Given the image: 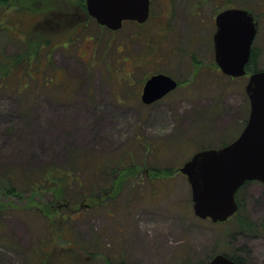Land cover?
<instances>
[{"label":"rangeland","instance_id":"374dc122","mask_svg":"<svg viewBox=\"0 0 264 264\" xmlns=\"http://www.w3.org/2000/svg\"><path fill=\"white\" fill-rule=\"evenodd\" d=\"M24 1L36 7L34 12L0 3V73L5 75L0 79V175L71 167L75 177L67 196L83 197L73 180L82 181L87 196L82 214L72 213L50 233L52 192H0V203L8 207L0 214V264H35L39 256L41 264L64 259L67 264H200L225 252L243 264H264V184L250 181L239 191L237 216L253 224L247 232L235 217L221 224L197 218L191 186L179 171L196 152L236 140L250 114L249 74L231 79L210 67L216 7L205 0L200 23L193 0H153L148 25L128 22L113 32L88 15L85 0ZM244 1L236 0L239 5L253 0ZM45 2L50 14L41 19ZM261 27L254 66L260 70L264 20ZM22 53L13 72L7 63ZM199 61L203 66L196 70ZM155 73H168L181 85L146 105L142 91ZM51 74L58 85H48ZM158 154L177 170L149 181L141 171L153 166ZM118 160L125 163L119 165L122 171L137 164L139 169L126 170L116 201L118 194L105 209L95 206L100 205L93 199L97 191L89 187L93 191L101 183V188ZM93 163L106 168L93 173ZM93 204L91 210L85 207ZM69 245L76 250L66 249Z\"/></svg>","mask_w":264,"mask_h":264},{"label":"water","instance_id":"95a60500","mask_svg":"<svg viewBox=\"0 0 264 264\" xmlns=\"http://www.w3.org/2000/svg\"><path fill=\"white\" fill-rule=\"evenodd\" d=\"M87 12L101 26L118 31L124 22H147L150 0H86ZM215 59L225 75L242 77L251 60V45L257 23L245 10L234 9L217 18ZM178 83L165 74L149 78L143 88L142 101L152 104ZM250 115L240 136L229 145L195 153L180 169L191 186L196 217L212 222H226L238 210L236 193L249 181L264 184V71L253 73L246 85ZM209 264H236L226 255H216Z\"/></svg>","mask_w":264,"mask_h":264},{"label":"trees","instance_id":"16d2710c","mask_svg":"<svg viewBox=\"0 0 264 264\" xmlns=\"http://www.w3.org/2000/svg\"><path fill=\"white\" fill-rule=\"evenodd\" d=\"M84 2V0H82ZM0 3L5 5L6 7H16L18 5L24 7V9L26 8H30V4L26 3L24 0H0ZM48 4H42L43 12L39 11V13H41V19H43V16L45 18V16L50 14V9L49 7H51V5L49 4V2H45ZM36 7L32 6L30 8V10H35ZM22 11H20L21 13ZM34 12V11H33ZM23 13V12H22ZM26 13V12H25ZM45 39V38H44ZM47 41V40H46ZM50 41H47V43H45L46 45H49ZM51 44V43H50ZM49 50V54L50 49ZM48 54V56H49ZM24 53H22V57L21 58H17L16 60H9L7 63V66L13 67V72L16 70V66L15 64H12L14 61H17L18 64L21 65V63L23 62V56ZM256 56L257 54H253L251 61L249 63V65L247 66L248 71L250 72H255L258 71V69H256L255 66V61H256ZM26 59V58H25ZM52 60V58H51ZM50 57H49V62H51ZM4 62L3 57L0 55V63ZM8 74H10V72H7ZM3 74L0 73V79H3L4 76L2 77ZM56 78V77H55ZM54 78V76L51 74V78L49 80V86L53 85H58L57 80ZM224 145V144H223ZM152 145V149H155V146ZM157 157L159 159L155 160L153 163H155L153 166H148L147 170H143L141 171V174H144V177L146 179L149 178V181H153L158 179H164L167 178L169 176H171L172 174L174 175V172L177 170V168H169L167 167V162L164 158L160 157V155L158 154ZM164 159V160H162ZM102 163H100V165L93 163L92 164V171L93 173H95L97 171V169L100 167L101 170H105V166H101ZM122 166L125 164L123 163L121 160H118V162L114 165V167L110 168V171L112 170L111 173L112 176L106 180L103 184V186L100 188V184L96 185L97 189H92L93 191H91V188L89 187L90 191L89 192H95L94 194V203H96V201H98V203L100 205H95L93 204V206L91 205V207H88V205H86L85 207H87L89 210L94 208L95 206H99L102 207L103 209H105V206L108 205L110 202H112L114 200V197L117 195V197L115 198V201L118 199V196L120 195L122 189H123V184L126 182L125 178H126V170L129 168L130 169V173H135L136 171L133 169H139L138 165H134V166H124V169L122 171V169H119V165ZM166 165V166H165ZM165 167H167L168 169H164ZM149 168V169H148ZM71 173V167H68L67 170H64L62 168H57V167H53V166H47L44 168H41V170L37 173V174H27L25 172H21L18 170H11L9 172H4L3 174L0 175V192H2L5 196H20V195H26V194H32V195H43V193H47V192H52L53 193V203L50 205V209L51 212L47 215V218L49 219L48 222V230H50L51 233V229L53 225H56V223H61L62 221L68 220L69 218H72L71 214L73 213L74 215L80 216L83 212L82 209L83 206L85 205V200H86V191L84 188V185L82 184V181H78L77 180H73V185L77 186L80 190H82L83 192V197L80 199H77L75 196L72 197H68L67 193L68 191H70L71 188V175L74 179V174H70ZM93 173H90L91 175ZM89 174V175H90ZM125 176V178H124ZM102 189V190H100ZM240 191V190H239ZM55 194V195H54ZM238 194L237 193V202L239 204V208L241 207V204L238 200ZM2 195V194H1ZM115 195V196H114ZM3 196V195H2ZM93 197V196H92ZM29 200V199H27ZM73 200H75V202H73ZM109 200V201H108ZM63 201V202H61ZM30 202L33 203V197L30 199ZM58 202H60L61 204H58ZM29 209L31 207L30 204H26ZM77 207L79 208V210H76ZM8 207L5 206L3 203H0V214L6 210ZM55 209V211H53ZM72 209H75V212H72ZM71 211V213H70ZM85 211V210H84ZM105 211H110V207L108 209H106ZM106 213H110V212H106ZM63 214V215H61ZM62 218V220H61ZM235 218H238V227L242 230V231H252L253 230V224L251 223V221H249L247 218L245 217H240V216H235ZM66 226L69 228V224H66ZM81 246V245H78ZM82 247V246H81ZM66 249L68 250H72V252L74 250H76V248L74 246H66ZM84 249H86L84 247ZM43 253V252H42ZM78 256H82L83 258H85V256L82 253H77ZM89 254V255H87ZM225 254L227 256H229L231 259H233L237 264H243V260H241V258H238L237 256H235L234 254L231 253H226ZM41 255V252H40ZM86 255L88 258L91 257L90 252L86 251ZM35 264H41V262H43L40 259V256L37 258V260H35ZM41 261V262H40ZM70 263V262H69ZM208 263V262H207ZM207 263H200V264H207ZM55 264H67L65 259L64 260H60L59 262L55 263ZM73 264V263H71Z\"/></svg>","mask_w":264,"mask_h":264},{"label":"flooded vegetation","instance_id":"af4514ba","mask_svg":"<svg viewBox=\"0 0 264 264\" xmlns=\"http://www.w3.org/2000/svg\"><path fill=\"white\" fill-rule=\"evenodd\" d=\"M169 1H171V0H169ZM208 1L212 6H214V8L216 7L214 13H212V15H211V17H212V33L210 36H211V42H212V47H213L214 59L211 60L210 67L213 68V70L215 72L220 71L218 65L215 62V35L218 32L217 18L221 13L228 11V10H234V9L245 10V11H248L253 16V18L255 19V22L257 23V34H256L255 40H254L252 47H251V53H252V55L253 54H259L261 47H259L257 45L256 40H257L259 31L262 28L261 24L264 20V0H253L252 5H249V4L239 5V4H237L236 0H208ZM245 1L248 2L249 0H245ZM151 2L153 4V0H151ZM204 2H205V0H193V6H194L193 14H194L195 18H197L200 23H201V21H203L205 19V18H203L204 17V9H203ZM151 15H152V10H151L150 18H151ZM125 24H127V23H124V25ZM145 25H148V24L145 23L143 25H138V26L144 27ZM140 65H142V64H140ZM193 66L196 70H199V69H201L203 64L201 62L200 63H194ZM155 74H157V73H155ZM180 85L181 84L179 83V86ZM158 101H160V100H158ZM158 101H156V102H158Z\"/></svg>","mask_w":264,"mask_h":264}]
</instances>
